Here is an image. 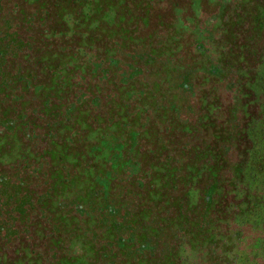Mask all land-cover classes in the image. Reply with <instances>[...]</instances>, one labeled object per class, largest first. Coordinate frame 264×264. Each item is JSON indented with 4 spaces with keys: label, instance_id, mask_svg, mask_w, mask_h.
<instances>
[{
    "label": "trees",
    "instance_id": "1",
    "mask_svg": "<svg viewBox=\"0 0 264 264\" xmlns=\"http://www.w3.org/2000/svg\"><path fill=\"white\" fill-rule=\"evenodd\" d=\"M16 1L0 264H264V0Z\"/></svg>",
    "mask_w": 264,
    "mask_h": 264
},
{
    "label": "flooded vegetation",
    "instance_id": "2",
    "mask_svg": "<svg viewBox=\"0 0 264 264\" xmlns=\"http://www.w3.org/2000/svg\"><path fill=\"white\" fill-rule=\"evenodd\" d=\"M24 7L25 5L22 1L0 0V76L4 72V69L9 68L11 61L18 59L19 48L24 46V42L22 41V27L24 23H22V26L20 24L24 20H27L24 15ZM11 18L16 22H12ZM3 81L2 79L0 85L3 84ZM8 230L10 234L16 232L11 224L10 227L0 226L1 241L4 238L3 235L8 233Z\"/></svg>",
    "mask_w": 264,
    "mask_h": 264
},
{
    "label": "rangeland",
    "instance_id": "3",
    "mask_svg": "<svg viewBox=\"0 0 264 264\" xmlns=\"http://www.w3.org/2000/svg\"><path fill=\"white\" fill-rule=\"evenodd\" d=\"M24 5H25V4H24ZM251 164H252V163H251ZM251 164L249 163V166H250ZM227 217H228V216H227ZM227 217H226V218H227ZM226 218H225V219H226ZM231 220H232V218H230L228 224L225 222V223H223V224H220V225L216 226V230L219 231L222 235H223V234H228L229 231H230V229L234 227V224H232V221H231ZM231 230H232V229H231ZM15 245H17V244H15ZM231 246H232V242H229V244H227V245H226V248L224 247V249H225V250H229ZM10 255H12V256H9V257H14V256L16 255V253H15V254H10ZM22 259H23V258L21 257V258H19L18 260H22ZM18 260H15L14 262H17ZM191 262H192V260L188 261L187 264H190ZM200 263H201V260H200V259H195V260L193 261V264H200Z\"/></svg>",
    "mask_w": 264,
    "mask_h": 264
}]
</instances>
